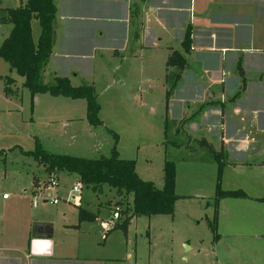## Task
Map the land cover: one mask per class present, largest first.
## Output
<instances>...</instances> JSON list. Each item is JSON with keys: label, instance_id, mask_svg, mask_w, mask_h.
Wrapping results in <instances>:
<instances>
[{"label": "rangeland", "instance_id": "obj_1", "mask_svg": "<svg viewBox=\"0 0 264 264\" xmlns=\"http://www.w3.org/2000/svg\"><path fill=\"white\" fill-rule=\"evenodd\" d=\"M22 1H12L13 7ZM31 29L36 42L40 27L35 18L31 21ZM146 45L136 56L110 57L111 50L122 48L120 37L98 43L102 57L95 55L92 46H80L77 52L86 57L59 60L60 76L74 69L81 84L94 85L100 106L98 116L102 121V125L92 127L86 120H71L73 123L68 131L76 135L74 141L68 136H59V146L54 132L59 134L64 122L79 116L80 102L74 106L71 99L48 93L31 96L23 87V78L0 58V194L9 196L18 191L16 186L23 179L29 185L32 176L40 177L39 183L45 185L47 176L41 166L21 152L33 150L34 137L50 152L94 157L109 154L115 134L120 157L134 160L138 176L152 182L157 189L163 184L164 161L174 163L175 193L179 199L172 215L132 219L126 232L112 234L114 243L126 238L127 252L134 250L132 254L139 264H248L247 258H254L258 249L254 246L259 244L248 238V230L250 226H254V231L264 229L261 218L264 204L243 198H223L222 211L226 217L231 221L235 219L237 228L246 227L244 231L227 234L226 230L234 225L226 218L221 223L216 222L212 229L214 211L219 209V204L215 208L213 202L218 176L219 188L223 191L240 189L248 195L264 198V134L254 137L245 129L239 133L238 126L233 121L229 123L222 139L224 166L218 174L213 154L200 145V141L205 140L214 150L220 151L219 113L208 110L205 116L186 125L192 110L191 107L187 109L190 103L187 100H200L203 89L191 87L185 79L172 87L177 71L165 64L167 49L155 48L152 37ZM45 75L42 83L53 84L52 74L45 72ZM6 77L15 81V85H9L11 97L5 93ZM250 138L256 142L248 148ZM255 148L257 150L252 151ZM18 172H22L21 176ZM50 173L56 174L58 185L56 189L41 188L40 193L47 199L57 197L59 202L57 205L40 202L37 206H44L52 214L56 208L59 213L64 210L68 219L75 217L78 207L66 200L77 177L68 176L66 171L52 170ZM26 189L27 192H21L28 195L31 204L36 187ZM80 197V207L88 208L95 215L98 209L100 211L94 219L95 230L101 227L102 221L121 222L127 214L126 202H131V197L123 200L106 186L101 193L83 186ZM113 211L119 214L116 221L111 218ZM122 253L120 247L112 251L118 258Z\"/></svg>", "mask_w": 264, "mask_h": 264}, {"label": "crops", "instance_id": "obj_2", "mask_svg": "<svg viewBox=\"0 0 264 264\" xmlns=\"http://www.w3.org/2000/svg\"><path fill=\"white\" fill-rule=\"evenodd\" d=\"M12 1L0 0V9L16 8ZM53 1L56 7L55 36L42 78L46 76L45 72H50L52 80L66 77L72 86H80L77 70L71 69L68 75H59V60L86 57V54L77 52L80 46H92L95 55L102 57L98 43L120 37L123 46L111 50L110 57H132L140 54L141 49L147 47L149 37H152L155 48L167 49L166 61L173 51H180L185 57L186 63L179 81L185 79L191 87L200 86L203 89L200 100H187L190 102L187 109L191 107L192 110L186 118V125L213 109L219 113L220 148L224 147L222 139L232 121L238 126L239 133L245 129L254 137L264 134V0ZM25 2H20V5ZM187 27L191 29V46L189 52L184 53L181 43ZM10 30L11 24L0 23V44ZM238 61L243 70L242 91V78L236 69ZM237 92L239 94L235 97ZM226 99L230 101L226 102ZM71 100L74 106L80 102L79 116L64 122L59 134L52 130L58 146L59 136H68L74 141L76 135L68 131L73 123L71 120H86L85 100ZM252 139L247 140L248 148L256 142V139ZM41 168L47 176L44 167ZM21 173L18 172V175L21 176ZM67 174L79 180L76 174ZM39 181L40 177L32 176L29 185L23 179L16 186L18 191L7 198L3 199L0 194V264H139L132 254L135 251L127 252L126 238H122L118 244L113 242L112 234L121 230L112 229L105 233L101 227L94 229L93 223L99 209L95 220L79 222L78 209L76 216L68 219L64 210L59 213L56 208L52 214L44 206L29 204L28 195L21 191L27 192V187L32 188ZM245 196V200L264 204L262 197L246 193ZM218 204L216 222L221 223L225 218L231 221L222 211L223 198L218 200ZM84 209L94 214L88 208ZM261 215L264 224V213ZM134 218L137 217L131 220ZM231 222L234 225L236 221L232 219ZM250 227L248 238L259 244L254 246L258 247L254 258H247V263L264 264V229L254 231V226ZM244 229L246 227L237 228L234 225L226 233ZM216 236L220 243V235ZM118 247L121 253L124 252L120 254L123 258L112 254Z\"/></svg>", "mask_w": 264, "mask_h": 264}, {"label": "trees", "instance_id": "obj_3", "mask_svg": "<svg viewBox=\"0 0 264 264\" xmlns=\"http://www.w3.org/2000/svg\"><path fill=\"white\" fill-rule=\"evenodd\" d=\"M56 7L53 0H26L25 4L16 8L0 9V23L11 24L9 35L0 44V58L10 69L23 78V87L28 89L31 96L39 93H48L51 96H62L70 99H83L86 102L87 123L92 127L102 125L99 119L100 106L97 101L96 89L93 85L82 84L72 86L66 77H55L53 84L42 83V71L51 56L55 36L54 20ZM35 18L40 27L37 41L32 38L31 21ZM191 46V29L187 27L181 47L188 53ZM185 57L173 51L166 61V66L177 69L172 87L181 77L185 66ZM237 74L242 78L243 70L240 61L237 62ZM240 91L244 90L242 78ZM13 80L5 78V93L9 96L12 89L9 86ZM239 91V92H240ZM236 93L235 97L239 94ZM118 138L112 136V145L108 155L99 154L94 157L54 153L46 150L39 139L34 137V148L31 151H21L24 156L33 158L39 166L44 167L47 173L52 170L66 171L76 174L85 188L94 192H103L106 186L112 189L119 198L131 197L126 202V216L116 223L112 229L126 232L127 226L133 217L172 215L179 196L175 193V166L172 161H164L162 169L163 184L157 189L152 182L142 180L135 170V161L123 159L117 151ZM200 145L207 147L217 163L218 174L223 169L225 151H215L205 140ZM1 152V151H0ZM219 176L215 191L214 207L221 198H244L245 193L240 190L223 191L219 188ZM212 229L216 225V209L214 211ZM96 215L79 206L78 221H93ZM111 229V230H112Z\"/></svg>", "mask_w": 264, "mask_h": 264}, {"label": "built area", "instance_id": "obj_4", "mask_svg": "<svg viewBox=\"0 0 264 264\" xmlns=\"http://www.w3.org/2000/svg\"><path fill=\"white\" fill-rule=\"evenodd\" d=\"M58 177L56 176L55 173H48L47 174V181L45 183V185H42L41 183L35 185L36 190L35 192L37 193H33L31 195V205L32 206H37L40 202L43 203H49L51 205H57L59 202V199L57 197L52 198V199H47L45 197L42 196V194L40 193V191L42 190L41 188H48L51 187L52 189H56L57 185H58ZM42 186V187H41ZM83 185L82 183L78 180L74 185L71 186V189L68 192V196H67V200L68 202L73 203L75 206L79 207L80 206V202H81V189H82ZM8 195L7 194H3L2 198L5 199L7 198ZM119 214L117 211H113L112 212V219L114 221H116L119 217ZM114 223L109 222V221H102L101 222V228L103 229V231L106 233L109 230H111L114 227Z\"/></svg>", "mask_w": 264, "mask_h": 264}, {"label": "water", "instance_id": "obj_5", "mask_svg": "<svg viewBox=\"0 0 264 264\" xmlns=\"http://www.w3.org/2000/svg\"><path fill=\"white\" fill-rule=\"evenodd\" d=\"M257 150V148H255V149H252V151H256Z\"/></svg>", "mask_w": 264, "mask_h": 264}]
</instances>
